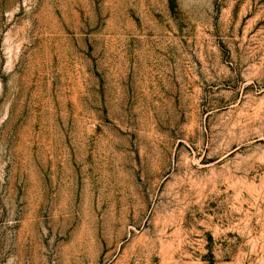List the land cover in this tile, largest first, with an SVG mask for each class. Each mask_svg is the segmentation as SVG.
Returning <instances> with one entry per match:
<instances>
[{
  "label": "rangeland",
  "instance_id": "374dc122",
  "mask_svg": "<svg viewBox=\"0 0 264 264\" xmlns=\"http://www.w3.org/2000/svg\"><path fill=\"white\" fill-rule=\"evenodd\" d=\"M0 264H264V0H0Z\"/></svg>",
  "mask_w": 264,
  "mask_h": 264
}]
</instances>
